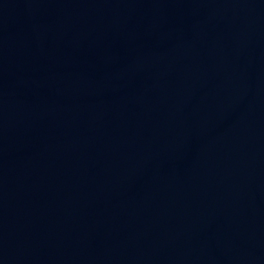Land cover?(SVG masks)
Here are the masks:
<instances>
[{
	"label": "water",
	"instance_id": "obj_1",
	"mask_svg": "<svg viewBox=\"0 0 264 264\" xmlns=\"http://www.w3.org/2000/svg\"><path fill=\"white\" fill-rule=\"evenodd\" d=\"M0 264H264V0H0Z\"/></svg>",
	"mask_w": 264,
	"mask_h": 264
}]
</instances>
